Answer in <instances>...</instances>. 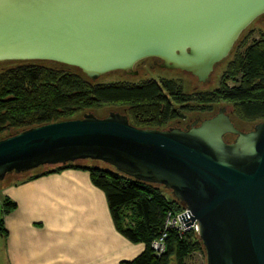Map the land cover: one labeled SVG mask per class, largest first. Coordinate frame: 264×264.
Segmentation results:
<instances>
[{
    "label": "water",
    "instance_id": "water-1",
    "mask_svg": "<svg viewBox=\"0 0 264 264\" xmlns=\"http://www.w3.org/2000/svg\"><path fill=\"white\" fill-rule=\"evenodd\" d=\"M263 14L264 0H0V62L50 61L94 81L157 58L205 83ZM86 159L170 190L206 264H264V122L242 132L222 108L199 126L158 130L86 113L0 139V182Z\"/></svg>",
    "mask_w": 264,
    "mask_h": 264
},
{
    "label": "trees",
    "instance_id": "trees-1",
    "mask_svg": "<svg viewBox=\"0 0 264 264\" xmlns=\"http://www.w3.org/2000/svg\"><path fill=\"white\" fill-rule=\"evenodd\" d=\"M244 31L226 56L230 58L226 82L231 81L234 86L224 84L218 94L199 91L186 94L174 81H162V86L154 80L138 84L101 81L102 77L114 72L93 81L77 68L50 61L0 62V139L31 127L78 119L80 113L97 104L122 105L132 126L154 129L155 125L150 123L154 120L166 122L178 118V110L163 89L169 91L181 108L194 110L211 106V101L222 98L238 106L240 118L264 122V35L260 34L247 44L251 38L248 35L253 31L240 38ZM129 113L139 117H131ZM66 169L87 171L92 184L105 194L118 233L131 243L144 245L139 256L124 264H170L172 258L176 264H184L194 252L205 255L203 244L194 231L185 232L182 237L175 231L167 232L164 253L154 254L151 243L163 234L167 213L177 214L184 209L182 203L165 192L170 190L162 186L136 181L113 167L89 159L12 174L20 176V182H24ZM14 208L15 204L4 198L2 217ZM4 232L0 219V233Z\"/></svg>",
    "mask_w": 264,
    "mask_h": 264
},
{
    "label": "crops",
    "instance_id": "crops-1",
    "mask_svg": "<svg viewBox=\"0 0 264 264\" xmlns=\"http://www.w3.org/2000/svg\"><path fill=\"white\" fill-rule=\"evenodd\" d=\"M15 204L0 233V264H123L144 245L118 233L87 171L66 169L0 188Z\"/></svg>",
    "mask_w": 264,
    "mask_h": 264
},
{
    "label": "rangeland",
    "instance_id": "rangeland-1",
    "mask_svg": "<svg viewBox=\"0 0 264 264\" xmlns=\"http://www.w3.org/2000/svg\"><path fill=\"white\" fill-rule=\"evenodd\" d=\"M250 30L253 31V34L248 35V37L251 38L247 44L251 43L254 39H257L260 34L264 35V14L256 18L254 21H252V23L245 29L244 33L240 38H242ZM237 42H239L238 38L233 45L234 47L237 44ZM229 60L230 58L228 56L227 58L225 57L222 61L216 64L209 75L208 81H206L205 83H200L189 74L183 73L181 71L163 69L162 67L155 65L154 60L152 59H147L141 62L139 65H135L132 69L133 72H137V74L135 75H129L121 72H114V74H110L102 77L101 81L102 82L128 81L130 83L138 84L146 80H154L160 85L162 84L161 83L162 81H174L176 85L182 86V89L186 94H192L198 91L207 92V93L209 92L212 94L213 93L215 94L217 92L218 94V89L220 87L225 85H228L229 87L234 86L233 82L231 81L226 82V67ZM163 90H164L163 92H165V94L168 96L167 98L170 99L172 105H174L173 107H175L178 110V118L170 119L166 122L163 120L161 121L154 120L150 122L151 124L155 125L154 129L169 130L170 128L172 129L177 128L184 130L186 124L191 123L197 118L200 121L212 118L215 115H217L219 113V110L222 108H224V115L228 116L234 127L242 132H248L253 128L254 125L260 123V121H256V122L247 121L240 118L238 116V114H240V110L238 106H234L231 102L223 100L222 98L217 99L216 101H211V106L204 105V107L191 110L187 107L181 108L180 103L175 104V101L173 100L172 95L169 94V91H166L167 89L166 90L163 89ZM190 106H193V104H190ZM91 108L86 109V111L83 113H80V118L86 113H92L98 118H104L110 112H115L123 115L126 113L125 107L122 105L97 104L92 109ZM130 116L135 118L139 117V116H135V114L134 116L130 114ZM141 120H145V119L142 118ZM224 140L227 143H231L234 140V136L228 135L225 137ZM20 178H21L20 176H16L14 174L8 175L2 182H0V188L6 184H11L20 181L21 180ZM165 192L167 194H170L169 196H172L170 191L165 190ZM0 209H1V194H0ZM138 244L142 245V243H137V245ZM170 264H176V261L172 258ZM184 264H206V256L202 255L199 252H194L185 259Z\"/></svg>",
    "mask_w": 264,
    "mask_h": 264
},
{
    "label": "built area",
    "instance_id": "built-area-1",
    "mask_svg": "<svg viewBox=\"0 0 264 264\" xmlns=\"http://www.w3.org/2000/svg\"><path fill=\"white\" fill-rule=\"evenodd\" d=\"M188 212L185 208L177 214H172L168 212L164 221L163 225V234L161 237L157 238L151 243V248L156 256H160L165 251V238L167 236V232L175 231L179 237H182L185 232L194 231L195 233L198 232V226L196 223L189 225L187 227H183L182 222L179 218L180 215ZM190 216V214H189Z\"/></svg>",
    "mask_w": 264,
    "mask_h": 264
},
{
    "label": "flooded vegetation",
    "instance_id": "flooded-vegetation-1",
    "mask_svg": "<svg viewBox=\"0 0 264 264\" xmlns=\"http://www.w3.org/2000/svg\"><path fill=\"white\" fill-rule=\"evenodd\" d=\"M147 59H152V60H154V63H155V65H157V66H159V67H162V65H163V62L160 60V59H157V58H146V59H144V60H141V61H139V62H137L135 65H139L141 62H143V61H145V60H147ZM134 65V66H135ZM133 66V67H134ZM133 69V68H132ZM123 73H126V74H137V72H133L132 70H130V71H125V72H123ZM200 120L197 118V119H195L194 121H192L191 123H189V124H186L185 125V127H184V130H186L187 128H191V127H193V126H199V124H200ZM228 135H230V134H226V135H224V139H225V137L226 136H228ZM234 138H235V136H234Z\"/></svg>",
    "mask_w": 264,
    "mask_h": 264
}]
</instances>
